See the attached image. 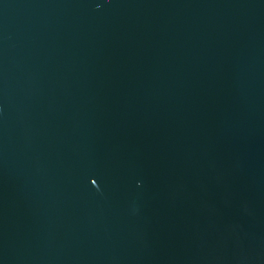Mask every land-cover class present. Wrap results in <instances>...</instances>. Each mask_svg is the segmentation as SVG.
<instances>
[{
	"label": "water",
	"instance_id": "95a60500",
	"mask_svg": "<svg viewBox=\"0 0 264 264\" xmlns=\"http://www.w3.org/2000/svg\"><path fill=\"white\" fill-rule=\"evenodd\" d=\"M0 264H264V0H0Z\"/></svg>",
	"mask_w": 264,
	"mask_h": 264
}]
</instances>
